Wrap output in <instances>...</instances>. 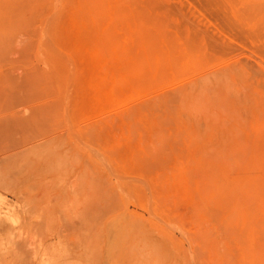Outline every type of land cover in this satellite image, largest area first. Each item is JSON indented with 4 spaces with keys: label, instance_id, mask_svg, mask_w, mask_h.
<instances>
[{
    "label": "rangeland",
    "instance_id": "obj_1",
    "mask_svg": "<svg viewBox=\"0 0 264 264\" xmlns=\"http://www.w3.org/2000/svg\"><path fill=\"white\" fill-rule=\"evenodd\" d=\"M66 1L0 0V264H264V0Z\"/></svg>",
    "mask_w": 264,
    "mask_h": 264
},
{
    "label": "bare ground",
    "instance_id": "obj_2",
    "mask_svg": "<svg viewBox=\"0 0 264 264\" xmlns=\"http://www.w3.org/2000/svg\"><path fill=\"white\" fill-rule=\"evenodd\" d=\"M65 1H66V0H65ZM68 1H69V0H68ZM119 1H122V0H118V2H119ZM123 1H124V0H123ZM129 1H130V0H129ZM135 1H136V0H135ZM89 2L91 3V1H89ZM102 2H103V1H102ZM136 2H138V1H136ZM70 3H71V2H70ZM128 3H129V5L131 4V7H132V2H131V3L128 2ZM128 3H127V4H128ZM133 3H134V2H133ZM142 3H143V2H142ZM65 4H67V1H66V3H64V5H65ZM83 4H84V3H83ZM91 4H92V3H91ZM99 4H100V3H99ZM104 4H105V3H104ZM104 4H102V6H103ZM127 4H126V5H127ZM151 4H152V3H151ZM57 5H58V3H57ZM75 5H76V4H75ZM75 5H74V6H75ZM94 5H95V4H94ZM124 5H125V4H124ZM124 5H123V6H124ZM133 5H134V4H133ZM135 5H136V4H135ZM152 5H153V4H152ZM78 6H79V5H78ZM89 6H90V4H89ZM95 6H99V7H100L101 5H95ZM121 6H122V5H121ZM121 6H120V7H121ZM64 7H65V6H64ZM75 7H76V6H75ZM79 7H82V6H79ZM92 7H93V6H92ZM134 7L136 8V7H138V6H134ZM146 7H147V8H151V6L148 7V5H147ZM84 8H85V7H83V10H84ZM88 8H90V7H88ZM102 8H103V7H102ZM125 8H126V7H124L123 9L121 8L123 13H126V10H127V9H125ZM154 8H155V7H154ZM64 9H65V8H64ZM77 9H78V8H77ZM90 9L93 10L94 8H93V9L90 8ZM138 9H139V8H138ZM140 9H142V8H140ZM152 9H153V8H152ZM65 10H66V9H65ZM81 10H82V8H81ZM95 10L97 11L96 8H95ZM136 10H137V8H136ZM155 10H156V9H155ZM53 11H54V10H53ZM62 11H63V10H62ZM93 11H94V10H93ZM79 12H80V11H79ZM122 12H121V13H122ZM136 12H137V11H136ZM142 12L144 13V11H142ZM142 12H141V13H142ZM151 12H152V10H151ZM157 12H158V11H157ZM86 13H87V12H86ZM90 13H92V11H90ZM97 13H98V12H97ZM97 13H96V17H95L96 19H97ZM118 13H119V12H118ZM132 13H133V12H132ZM138 13H139V10H138ZM160 13H161V12L159 11V14H160ZM92 14H93V13H92ZM94 14H95V12H94ZM139 14H140V13H139ZM118 15H119V14H118ZM118 15H117V16H118ZM122 15H123V14H122ZM133 15H135V13H133ZM74 16H75V15H74ZM136 16H138V14H137ZM146 17H147V16H146ZM151 17H152V14H151ZM92 18H94V17H92ZM95 18H94V20H95ZM98 18H99V17H98ZM136 18H137L138 20L141 21L140 23H142V21H143L144 24H145L146 21H144V19H143L144 16H143V18H142V17H140V18H139V17H136ZM155 18H156V17H155ZM158 18L162 19L161 17H158ZM153 19H154V18H153ZM153 19H151V20H153ZM84 20H85V19H83V21H84ZM88 20H90V19L85 20V22L88 21ZM98 20H99V19H98ZM118 20H119V19H118ZM146 20H147V19H146ZM167 20H168V19H167ZM64 21H65V20H64ZM155 21H157V20H155ZM159 21H160V20H159ZM59 22H60V21H59ZM62 22H63V21H62ZM68 22H69V21H68ZM85 22H84V23H85ZM99 22H100V20H99L98 22H96V23H97L96 27L99 26V24H100ZM135 22H137V21H135ZM147 22H148V21H147ZM147 22H146V23H147ZM90 23H91V22H90ZM93 23H94V22H93ZM148 23H149V22H148ZM158 23H159V22H158ZM168 23H169V22H168ZM170 23H171V22H170ZM57 24H58V23H57ZM59 24H60V23H59ZM68 24H69V23H67V24H65V25L67 26ZM115 24H117L116 21H115ZM150 24L153 25L151 22L149 23V25H150ZM55 25H56V24H55ZM117 25H118V24H117ZM142 25H143V24H142ZM147 25H148V24H147ZM149 25H148L147 28H149ZM66 26H65V27H66ZM153 26H154V25H153ZM167 26H168V24H167ZM65 27H64V31H65V29H66ZM67 27H69V28L72 29V31H73V32H71V33H73V38H70V39L74 41L73 43L77 42V44L79 43V45H80V44H81L80 41L83 39V38H82V37H83V34H82V33H85V32H83V31H86V30H83V29H84V27H83V23L78 24V23L75 22V21H74V22L71 21L70 24H69V26H67ZM86 27H87V26H86ZM94 27H95V25H94ZM139 27H140V26H139ZM139 27H136V28L140 30L141 27H140V28H139ZM143 27H145V25H144ZM156 27H159V26H156ZM165 27H166V26H165ZM61 28H62V24H61ZM166 28H167V27H166ZM173 28H174V27H173ZM85 29H86V28H85ZM87 29H88V28H87ZM95 29H96V31H97V28H95ZM142 29H143V28H142ZM145 29H146V27H145ZM152 29H153V28H152ZM62 30H63V29H62ZM62 30L60 29L58 32H60V31H62ZM67 30H69V29L67 28ZM100 30H101V29H100ZM106 30L108 31L109 28H107ZM70 31H71V30H70ZM87 31H89V30H87ZM87 31H86L87 35H90V38H89V39H91V40L93 39V40H94L93 35H91L90 32H87ZM136 31H137V30H136ZM146 31H147V29H146ZM150 31H151V30H150ZM105 32H106V31H105ZM148 32H149V31H148ZM148 32H146L147 34H146L145 32H143V33L146 34V37H145V38H147V35H149ZM60 33H62V32H60ZM106 33H107V32H106ZM124 33H125V32H124ZM139 33H140V31H139ZM143 33H142V32L140 33V36H141L142 38H143V36H145ZM67 34L70 35L69 31H67ZM81 34H82V36H80ZM102 34H103V33H102ZM102 34H101V35H102ZM104 34H105V33H104ZM150 34H151V33H150ZM142 35H143V36H142ZM134 36H135V35H134ZM151 36H153V35H150L149 37L151 38ZM65 37H66V36H65ZM65 37H63V38L61 37V38L59 39L60 42L63 43V44H64L65 41H67V40H65V39H67V38H65ZM68 37H69V36H68ZM91 37H92V38H91ZM102 37H103V36H102ZM112 37H113V36H112ZM112 37H111V38H112ZM116 38H117V37H116ZM70 39H69V40H70ZM79 39H80V40H79ZM86 39H87V38L84 36V40H83V41H84L85 43L87 42V44H89L88 41H85ZM106 39L109 40L108 37L105 38V40H106ZM143 39H144V38H143ZM151 39H152V40L149 39L151 42H153V43H154V42H157V41H153L154 38H151ZM183 39H184V38H183ZM64 40H65V41H64ZM69 40H68V41H69ZM93 40H92V41H93ZM108 40H107V41H108ZM110 40H111V39H110ZM143 41H144V40H143ZM146 41H148V38L146 39ZM146 41H145V44L147 43ZM168 41L170 42V39H169ZM185 41H186V40H185ZM185 41H184V43H185ZM69 42H70V41H69ZM69 42H67V43L70 44ZM81 42H82V41H81ZM90 42H91V41H90ZM94 42H95V41H93V43H94ZM100 42H101V41H100ZM151 42H148L146 45L149 47L148 44H153V43H151ZM67 43H65V44H67ZM82 43H83V42H82ZM117 43H118V42H117ZM157 43H158V42H157ZM75 44H76V43H75ZM75 44H74V45H75ZM87 44H85L86 47H87ZM91 44H92V43H91ZM91 44H90V45H91ZM94 44H95V43H94ZM97 44H98V43H97ZM101 44H102V43H101ZM101 44H100V45H101ZM154 44H155V43H154ZM168 44H169V43H168ZM168 44H167V45H168ZM172 44L174 45V43H172ZM81 45H82V44H81ZM83 45H84V44H83ZM103 45H104V44H103ZM108 45L110 46V45H111V42H110V44H108ZM95 46H96V44H95ZM95 46L93 45V47H95ZM109 46H108V47H109ZM117 46H118V45L116 44V47H115L114 49H118ZM150 46L153 47V45H150ZM70 47H71V46H69L68 48H70ZM170 47H171V46H170ZM185 47H186V46H185ZM58 48H59V47H58ZM100 48L103 49V47H101V46L98 47V49H100ZM104 48L107 49V47H105V46H104ZM175 48H176V46L174 45V49H175ZM55 49H56V48H55ZM76 49H77L78 51H80V49H81V51H82V49H83V51H85V52H86V51H89L87 48H81V47H80V48L77 47ZM89 49L91 50V47H90ZM95 49H96V48H95ZM152 49H154V48H152ZM100 50H101V49H100ZM147 50H148V48H147ZM170 50H171V49H170ZM188 50H190V49H188ZM188 50H187V51H188ZM108 51H109V50H108ZM140 51H141V50H140ZM144 51H145V50H144ZM151 51H152V50H151ZM72 52L74 53V51H72ZM72 52L69 53V54H72ZM127 52H129V51H126L125 53H127ZM59 53H60V52H59ZM108 53H110V52H108ZM108 53H107V55H108ZM123 53H124V52H123ZM146 53H147V52H146ZM119 54H120V53H119ZM144 54H145V53H144ZM149 54H150V53H149ZM62 55H63V54H62ZM64 55H65V54H64ZM64 55H63V56H64ZM78 55H79V54H78ZM69 56H70V55H69ZM104 56H105V55H104ZM101 57H103V54H101ZM118 57H119V56H118ZM124 57H125V56H124ZM141 57H142V55L140 56V58H141ZM54 58H55V57H54ZM137 58H139V57H137ZM140 58H139V59H140ZM169 58H170V56H169ZM57 59H58V58H57ZM71 59H72V57H71ZM83 59H84V58H83ZM109 59H110V56H109ZM106 60H107V58H106ZM176 60H177V58H176ZM67 61H68V60H67ZM72 61H73V60H72ZM123 61H124V59H123ZM161 61H162V59H160V62H161ZM91 62H92V61H91ZM91 62H90V63H91ZM98 62H99V61H98ZM100 62H101V61H100ZM150 62H151V60H150ZM160 62H159V63H160ZM70 63H71V62H70ZM72 63H73V62H72ZM88 63H89V62H88ZM110 63H111V62H110ZM122 63H123V62H122ZM122 63H121V61H120V64H121L120 67L123 65ZM133 63H134V62H133ZM135 63H136V64H135V67L137 66L135 71H139V70L137 69V68H139V65H140V67H144V65H145V64H143V63L140 64L141 62H139V64H137L138 62H135ZM159 63H158V64H159ZM161 63L163 64V61H162ZM161 63H160V66H161ZM73 64H74V63H73ZM247 64H248V63H247ZM141 65H142V66H141ZM103 66H104V65H103ZM126 66H127V65H126ZM126 66L123 65L124 69L127 68V69H126L127 71L124 73V75H125V79H127L126 77H128V76L126 75L127 73H130V74L133 73V72H130V70H131V68H130L131 65H130V67H129L130 69H129L128 67H126ZM80 67H81V66H80ZM161 68H162V66H161ZM161 68L158 69V70H161ZM75 69H76V68H75ZM83 69H84V68H83ZM100 69H101L102 72H103V70H104V71L106 70V68H103V67L100 68ZM112 69H113V67H112ZM124 69H123V70H124ZM133 69H135V68H133ZM162 69H163V68H162ZM92 70H93V68H92ZM119 70L121 71L122 68L119 69ZM128 70H129V71H128ZM73 71H75V72L77 73L76 70H73ZM112 71H113V70H112ZM124 71H125V70H124ZM131 71H132V70H131ZM140 71L142 72V70H140ZM71 72H72V71H71ZM75 72H74V73H75ZM78 72H79V70H78ZM114 72H115V70H114ZM117 72H118V71H117ZM136 73H137L138 77H139V75H140V79H141V73H139V72H136ZM136 73L134 72V74H136ZM83 74H84V73H83ZM85 74H86V73H85ZM85 74H84V76L87 75V74H86V75H85ZM134 74H131V75L133 76ZM118 75H119V74H118ZM137 75L135 76L136 78H137ZM82 76H83V75H82ZM82 76H81V78H82ZM116 76H117V74H116ZM144 76H145V75H142V77H144ZM74 77H75L74 79H76V76H74ZM114 77H115V76H114ZM118 77H119V76H118ZM135 77L133 76V79H135ZM144 78H145V77H144ZM72 79H73V78H72ZM77 79H78V78H77ZM87 79H88V78H87ZM133 79H132V81H133ZM138 79H139V78H138ZM138 79H137V80H138ZM116 80H117V79H116ZM120 80H122V79H120ZM127 80H130V79L128 78ZM143 80H144V79H143ZM76 81H77V80H76ZM76 81H74V82H76ZM122 81H123V80H122ZM147 81H148V80H147ZM78 82H79V79H78ZM123 82H124V81H123ZM134 82H136V80H134ZM102 83H103V81L101 80V72H99V73H97V75H95V77H94V79H93V81H92V83H91V85H90V87H92V91H93V96H92L93 101L91 100L90 104L93 103V104H97V105H98V104L102 101V97H103V84H104V83H103V84H102ZM117 83H118V84H121V82L119 83V81H117ZM140 83H141V80H140ZM147 83L149 84V81H148ZM79 84H80V82H79ZM129 84L134 85V84H132V82H129ZM141 84H142V83H141ZM148 84H147V85H148ZM114 85H115V84H114ZM125 85H127V84H125ZM137 85H138L137 87H139V84H137ZM150 85H151V84H150ZM120 86H121V85H120ZM114 88H115V91H114ZM114 88H111V89L113 90V91H112V94H113V93H116V91H117V90H116V86H114ZM134 88H135V87H134ZM146 88H147V90H148V86H147ZM150 88H151V87H150ZM139 90H141L140 87H139ZM208 91H209V90H208ZM168 92H169V91H168ZM168 92H167V93H168ZM173 93H175V92L173 91ZM85 94H86V93H85ZM169 94H171V93L169 92ZM76 95H77V94H76ZM175 95H176V93H175ZM208 95H210V94L208 93ZM70 96H71V95H70ZM116 96H117V94H116ZM87 97L89 98V96H87ZM80 98H81L80 101L83 100L82 97H81V95H80ZM84 98H85V95H84ZM119 98H120V97H119ZM174 99H175V98H174ZM197 99H198V98H197ZM87 100L89 101L90 99H85V103H86ZM169 100H170V99H169ZM174 101H175V100H171V102H174ZM68 102H69V100H68ZM169 102H170V101H169ZM81 103H82L81 106L83 107V106L85 105V103H84L83 101H81ZM175 103H176V101H175ZM83 104H84V105H83ZM103 104H104V103H103ZM103 104H102V106H103ZM65 105H66V104H65ZM86 105H88V103H86ZM91 106H92V105H91ZM94 106H95V105H94ZM92 107H93V106H92ZM89 108H90V107H89ZM89 108H88V109H89ZM103 108H104V107H103ZM88 109H86V111H87ZM71 111H72V110H71ZM89 111H90V109H89ZM95 111H96V110H95ZM165 111H166V110H165ZM122 118H123V116H122ZM129 118H130V116H129ZM129 118H128V119H129ZM165 121H166V120H165ZM156 125H157V124H156ZM112 126H113V125H112ZM112 126H111V127H112ZM129 126H130V125H129ZM158 126H160V125H158ZM161 130H162V129H161ZM102 131H103V130H102ZM100 132H101V131H100ZM155 132H156V131H155ZM162 132H163V130H162ZM97 133H98V132H97ZM131 133H133V132H131ZM157 133H158V132H157ZM157 133H156V134H157ZM153 134H154V133H153ZM159 134H160V131H159ZM171 134H172V133H171ZM132 135H133V134H132ZM157 135H158V134H157ZM157 135H156V136H157ZM162 135H163V134H162ZM175 135H176V134H175ZM158 136H159V135H158ZM158 136H157V139H158ZM164 136H165V135H164ZM103 138H106L105 135H104ZM134 138H135V136H134ZM160 138H161V136H160ZM152 139H153V138H152ZM155 139H156V137H155ZM161 139H162V138H161ZM166 139H167V138H166ZM108 140H109V138H108ZM98 141H99V140H98ZM160 141H161V140H160ZM169 141H170V140H169ZM151 142H152V140H151ZM161 142H162V141H161ZM175 142H176V141H175ZM175 142H174V144H175ZM102 143H103V142H102ZM142 143H143V142H141V144H142ZM106 144H107V142H106ZM151 144H152V143H151ZM151 144H150V145H151ZM146 145L148 146L149 144L147 143ZM159 146H160V145H159ZM161 146H162V145H161ZM150 148H151V149H150ZM150 148H149V150H152V149H153V145H152V147L150 146ZM144 149H145V148H144ZM144 149H143V150H144ZM163 149H164V148H163ZM145 150H146V149H145ZM145 150H144V151H145ZM147 151H148V150H147ZM147 151H145V152H147ZM167 151H168V150H167ZM167 151L165 150V153H167ZM108 152H110V151H108ZM153 152L155 153V148H154V151H152V153H153ZM137 153H138V152H137ZM150 153H151V151H150ZM161 153H162V151H161ZM161 153H160V155H161ZM174 153H175V152H174ZM134 154H135V153H134ZM148 154H149V153H148ZM155 154H156V153H155ZM167 154H169V153H167ZM109 155H110V154H109ZM132 155H133V154H132ZM142 155H144V153H143ZM162 155H163V154H162ZM162 155H161V156H162ZM165 156H166V155H164V157H165ZM207 156H208V155H207ZM157 157H158V155H157ZM139 158H140V157H139ZM146 158H147V157H146ZM151 158H152V157H151ZM153 158H154V157H153ZM140 159H142V158H140ZM155 159H156V158H155ZM155 159H154V160H155ZM160 159H161V157H160ZM158 160H159V159H158ZM165 160H166V159H165ZM147 161L150 162L149 160H147ZM152 161H153V160H152ZM213 161H214V160H213ZM216 161H217V160H216ZM132 162H133V161H132ZM144 162H145V160H144ZM140 164H141V163H140ZM190 164H192L191 161H190ZM148 165H149V164H148ZM129 167H130V166H129ZM145 167H146V166H145ZM146 170H147V169H146ZM161 170H162V169H161ZM163 170H164V169H163ZM189 172H190V171H189ZM144 173H145V172H144ZM162 173H163V171H162ZM167 173H168V172H167ZM186 173H187V172H186ZM186 173H185V174H186ZM148 174H149V173H148ZM164 174H165V173H164ZM164 174H163V175H164ZM190 174H191V172H190L189 174L187 173L186 175H190ZM194 176H195V175H194ZM194 176H192V174H191L190 178H191V177H194ZM126 177H127V176H126ZM129 177H130V176H129ZM165 177H166V176H165ZM163 178H164V177H162V179H163ZM166 178H167V177H166ZM188 179H189V178H188ZM129 180H130V179H129ZM140 180H141V179H140ZM132 181H133V180H132ZM143 181H144V179H143ZM147 181H148V180H147ZM149 181H150V180H149ZM163 181H164V179H163ZM169 181H170V180H169ZM162 183H163V182H162ZM166 183H167V182H166ZM210 183H211V182H210ZM164 184H165V183H164ZM164 184H163V185H164ZM168 184H169V183H168ZM186 184H187V183H186ZM145 185H146V184H145ZM187 185H188V184H187ZM211 185H213V184H211ZM161 186H162V184H161ZM164 186H165V185H164ZM149 187H150V186H149ZM231 187H232V186H231ZM145 188H146V187H145ZM187 188H188V187H187ZM190 188H191V187H190ZM155 189H156V188H155ZM164 189H165V188H164ZM166 189L168 190L169 188L167 187ZM170 190H171V189H170ZM175 190H176V189H175ZM153 191H154V190H153ZM177 191H178V190L175 191V192H176V195H178ZM146 192H147V191H146ZM156 192H157V191H156ZM158 192H159V189H158ZM158 192H157V194H158ZM167 192H168V191H167ZM182 192H183V191H182ZM190 192H192V189H190ZM150 193H151V191H150ZM170 193H171V196H172V192H170ZM143 194H145V192H144ZM153 194H154V193H153ZM160 194H161V192H160ZM162 194H163V192H162ZM179 194H180V193H179ZM181 194H182V193H181ZM225 194H226V193H225ZM151 195H152V194H151ZM171 196H170V197H167V198L171 200ZM195 196H196V194L194 195V197H195ZM145 197H146V196H145ZM161 197H162V196H161ZM178 197H179V196H178ZM197 197H198V196H197ZM151 198H152V197H151ZM154 198H155V197H154ZM162 199H163V198H162ZM165 199H166V198H165ZM194 199H195V198H194ZM194 199H193V200H194ZM196 199H199V198H196ZM145 200H146V199H145ZM155 200L160 202L161 199H160L159 196H158V199L155 198ZM170 200H169V201H170ZM199 200H201V199H199ZM180 201H181V199H180ZM197 201H198V200H197ZM170 202H171V201H170ZM157 203H158V202H157ZM171 203H172V202H171ZM179 203H180V202H179ZM184 203H186V202L184 201L183 204H184ZM193 204H194V202H193ZM195 204H196V203H195ZM195 204H194V205H195ZM197 204H198V203H197ZM197 204H196V205H197ZM149 205H150V204H149ZM163 205H164V204H163ZM169 205H170V203H169ZM177 205H178V203H177ZM181 205H182V204H181ZM196 205H195V207H196ZM136 206H137V205H136ZM188 206H190V205H188ZM192 206H193V205H192ZM198 206H199V205H198ZM200 206H201V205H200ZM149 207H150V206H149ZM178 207H179V206H178ZM178 207H176V209H178ZM201 207H202V206H201ZM190 208H191V207H190ZM190 208H189V209H190ZM145 209L147 210V204H146V208H145ZM179 209H180V208H179ZM198 209H199V208H198ZM193 210H195V214H196V216L198 217V215H197L198 212H196V208L193 207ZM199 211H200V210H199ZM203 211H204V210H203ZM207 211H208V210L204 211L203 213H206ZM211 211H212V210H210V212H211ZM146 212H148V211H146ZM214 212H215V211H214ZM217 213H218V212H216V214H217ZM152 214H153V213H152ZM187 214H188V213H187ZM190 214H191V213H190ZM210 214H211V213H210ZM164 215H165V214H164ZM183 216H184V215H183ZM218 216H219V213H218ZM206 217H207V214H206ZM192 218H193V217H192ZM200 218H201V217H200ZM200 218L198 217V219L200 220V223H201L202 220H201ZM159 219H160V218H159ZM160 220H161V219H160ZM173 220H175V218H174ZM199 220H198V221H199ZM171 222H172V220H171ZM192 222H193V220H192ZM203 222L205 223L206 221L203 220ZM203 222H202V223H203ZM208 222H209V221H208ZM202 223H201V224H202ZM167 224H168V223H167ZM201 224H200V225H201ZM206 224H207V222H206ZM210 224H211V223H210ZM162 225H163V224H162ZM193 225H194V224H193ZM202 225H203V224H202ZM202 225H201V226H202ZM198 226H199V222H198ZM199 227H200V226H199ZM204 227H207V226L204 225ZM202 228H203V227H202ZM168 229H169V228H168ZM210 229H211V228H210ZM165 230H166V229H165ZM200 230H202V229L200 228ZM206 230L208 231V229H206ZM206 230H205V232H206ZM198 231H199V229H198ZM200 233H201V232H200ZM203 233H204V232H203ZM198 235H200V234H198Z\"/></svg>",
    "mask_w": 264,
    "mask_h": 264
}]
</instances>
